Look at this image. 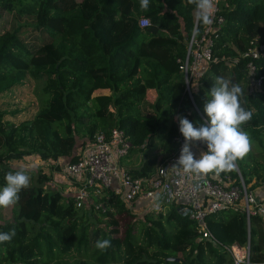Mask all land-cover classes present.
<instances>
[{"label":"trees","instance_id":"trees-1","mask_svg":"<svg viewBox=\"0 0 264 264\" xmlns=\"http://www.w3.org/2000/svg\"><path fill=\"white\" fill-rule=\"evenodd\" d=\"M195 6L188 0H150L142 11L139 0H0V11L32 16L34 28L47 40L30 48L18 27L0 32V99H12L29 78L39 84V106L6 109L0 102V187L5 174L15 170L9 161L36 153L42 159L75 158L80 143L95 133L116 127L131 142L129 156L141 154L139 163L126 167L133 176H149L176 147L177 117L194 126L204 121L184 92L177 58L185 51L195 23ZM225 21L212 49V61L193 94L206 121L204 105L216 76L243 89L242 105L253 112L242 125L251 144L264 150V0H225ZM149 24L140 26V17ZM260 54L253 59L259 88L251 85L242 57L253 38ZM155 91L149 103L147 90ZM262 163L249 151L237 160L247 182L264 181ZM149 151L150 156L144 155ZM31 172L30 186L19 193L9 219L0 220V231L15 228L12 241L0 244V264H232L229 253L202 238L197 222L174 206L160 211L133 213L113 192L102 189L90 209L80 211L72 196L46 190V173ZM237 177V170L224 171ZM101 204L102 207L97 206ZM102 227L90 229L91 214ZM214 236L223 243L246 242V218L240 208L207 216ZM109 239L106 250L96 248ZM250 261L264 264V219L250 217ZM171 258H177L171 259Z\"/></svg>","mask_w":264,"mask_h":264},{"label":"built area","instance_id":"built-area-1","mask_svg":"<svg viewBox=\"0 0 264 264\" xmlns=\"http://www.w3.org/2000/svg\"><path fill=\"white\" fill-rule=\"evenodd\" d=\"M225 0H218L213 23L205 26L195 20L199 35L192 37V32L185 43V51L177 58L178 68L184 81L186 99L190 101L196 114L205 122L206 119L197 108L193 94L196 85L212 61V49L225 21L221 13V5ZM195 12V8H194ZM140 26L149 24L147 17H140ZM193 30V29H192ZM252 46L242 53V57L251 58L246 68L255 88L261 86V77L254 74L253 59L260 54L258 38L251 40ZM175 150L164 158L149 176H133L127 171L124 160L129 157L131 142L119 128L109 132L95 133L91 138L76 146L75 158L64 165L67 180L76 185L72 194L77 207L88 202L90 193L99 196L102 189L115 193L133 213L157 212L163 208L174 206L182 216L197 222L202 238L210 239L226 250L232 264H253L250 261V217L261 216L264 219V181L255 183L254 179L247 182L237 170V177L230 175L217 176L211 173L196 176L185 172L181 167L174 166L178 160L185 138L179 128L175 136ZM195 158L207 151V144L196 141L191 145ZM97 206L102 207L101 204ZM232 208L243 210L246 218V242L223 243L210 231L207 216L215 212Z\"/></svg>","mask_w":264,"mask_h":264},{"label":"clouds","instance_id":"clouds-1","mask_svg":"<svg viewBox=\"0 0 264 264\" xmlns=\"http://www.w3.org/2000/svg\"><path fill=\"white\" fill-rule=\"evenodd\" d=\"M195 6V20L205 26L213 23L218 0H188ZM142 11H147L150 0H139ZM199 35V28L194 25L192 37ZM243 89L240 84L233 83L223 76H216L214 84L208 91V99L204 105L207 122L194 126L187 117L179 116V130L185 138L180 156L174 166L181 167L185 172L196 176L209 173L219 174L233 171L237 168V160L243 159L250 151L251 139L242 125L250 121L253 112L246 109L241 102ZM200 141L207 144V151L195 158L191 145ZM35 166H19L5 174L6 185L0 187V207L7 208L15 205L19 200L22 189L30 186V173ZM16 235L15 228L0 231V244L11 242ZM96 248L106 250L111 246L109 239H100Z\"/></svg>","mask_w":264,"mask_h":264},{"label":"rangeland","instance_id":"rangeland-1","mask_svg":"<svg viewBox=\"0 0 264 264\" xmlns=\"http://www.w3.org/2000/svg\"><path fill=\"white\" fill-rule=\"evenodd\" d=\"M35 19L32 16H25V15H16L15 13H10L6 11H0V32L1 31H12L14 28L18 27L19 30V36L26 42V44L30 48H36L39 44L43 43L45 40H47V36L43 31H38L34 28ZM200 84L196 85V89H198ZM39 84H36L35 81L27 79V85L24 87V89L18 90L13 93L14 97L12 99L4 98L1 99V102H5L6 106L4 108L6 109H13L15 107L17 108H24L27 107L29 104L35 106V108H38L39 106V98L37 96V91ZM147 100L148 102L143 103L141 108L143 112H149L150 107L149 103L153 100L152 95L149 93L147 94ZM30 111V109H29ZM258 150H261V148H258L257 145L251 144V155H253L254 159L260 163H262L261 156L258 154ZM263 153V149L261 150ZM146 156H150L151 153L149 151L145 152ZM140 157H142L141 154H137L134 156H129L127 159L124 160V165L126 167H131L139 163ZM16 163H19V165L26 167L28 163L34 162L32 159L25 160L21 159L18 161H15ZM47 168H52L51 165L45 166ZM46 173L48 172L47 169ZM65 186V185H63ZM67 186V185H66ZM98 198V196H94L92 193H90L88 197V202L83 207H80V211H86L90 209L89 205H94L95 199ZM14 206V205H13ZM7 207L3 208L0 207V220H7L11 216V209L13 208ZM167 209V208H165ZM91 221H93V224L91 225L90 229L93 231L97 226L102 227L100 230H103L104 223L99 221V216L97 213H92L91 215ZM140 216V215H138ZM10 264H16V263H10Z\"/></svg>","mask_w":264,"mask_h":264},{"label":"crops","instance_id":"crops-1","mask_svg":"<svg viewBox=\"0 0 264 264\" xmlns=\"http://www.w3.org/2000/svg\"><path fill=\"white\" fill-rule=\"evenodd\" d=\"M29 79V78H27ZM30 80V79H29ZM26 83H27V80H26ZM21 89H24V88H21ZM20 88H17L16 90H14L12 93L18 91V90H21ZM151 94L152 97H155V91L152 90V89H148L147 90V94ZM13 95V94H12ZM14 97V95H13ZM12 97V98H13ZM1 99H4V98H1ZM0 99V100H1ZM1 102V101H0ZM28 106H30V115H33L37 108H35V106L29 104ZM27 106V107H28ZM8 110V109H7ZM29 110V109H28ZM80 143V141L78 140L76 146ZM75 150H76V147L74 148L73 150V153L75 154ZM194 153V150L191 149ZM29 159H32L34 162L32 163H28L26 165V167H32V166H35V175L38 173L37 172V169H41V172L43 173H46V170H48V172L46 173L47 176H48V179L45 180L42 185L43 187L46 189V190H50V191H59L62 193V195L64 196H72L75 188H76V185L72 184L71 182H69L67 180V175H66V172L64 170V165L65 163L70 160V157L69 156H61L57 159H42L38 154L36 153H30V154H26L24 155L22 158L20 159H17V160H12V161H9L8 164H10L12 167L14 168H18L19 166V163H16L15 161H18V160H21V159H25V160H28ZM48 165H51V169L50 168H47L45 166H48ZM65 185V186H63ZM67 185V186H66ZM16 264H21V263H16Z\"/></svg>","mask_w":264,"mask_h":264},{"label":"water","instance_id":"water-1","mask_svg":"<svg viewBox=\"0 0 264 264\" xmlns=\"http://www.w3.org/2000/svg\"><path fill=\"white\" fill-rule=\"evenodd\" d=\"M171 259H175V260H177V258H171Z\"/></svg>","mask_w":264,"mask_h":264}]
</instances>
